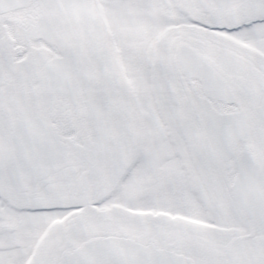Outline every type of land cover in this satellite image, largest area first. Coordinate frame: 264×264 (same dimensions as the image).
Here are the masks:
<instances>
[{
  "label": "snow or ice",
  "instance_id": "snow-or-ice-1",
  "mask_svg": "<svg viewBox=\"0 0 264 264\" xmlns=\"http://www.w3.org/2000/svg\"><path fill=\"white\" fill-rule=\"evenodd\" d=\"M0 264H264V0H0Z\"/></svg>",
  "mask_w": 264,
  "mask_h": 264
}]
</instances>
